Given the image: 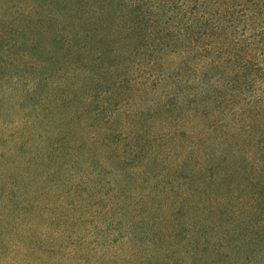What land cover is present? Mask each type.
Returning a JSON list of instances; mask_svg holds the SVG:
<instances>
[{
	"label": "trees",
	"instance_id": "1",
	"mask_svg": "<svg viewBox=\"0 0 264 264\" xmlns=\"http://www.w3.org/2000/svg\"><path fill=\"white\" fill-rule=\"evenodd\" d=\"M134 209L124 264H264V0H0V264H112Z\"/></svg>",
	"mask_w": 264,
	"mask_h": 264
},
{
	"label": "rangeland",
	"instance_id": "2",
	"mask_svg": "<svg viewBox=\"0 0 264 264\" xmlns=\"http://www.w3.org/2000/svg\"><path fill=\"white\" fill-rule=\"evenodd\" d=\"M149 186V184H148ZM139 218V213L134 209L132 211V216L127 218V217H121L120 219H116L114 224H113V230H110L109 228V233L111 236L113 234H116L115 237L113 238V242L111 244L107 243L106 241H104V245L107 246V248L109 246H111L112 253H115L116 255H113L112 257V264H124V256L125 255H121L120 253H131L133 251L136 250V248L134 249V246L131 244V241L127 240V234L125 233L122 237V233H119V230L121 228H123L124 226V231H129V234L131 232H134L135 235H137L139 237V235H141L144 230H145V226L147 223V220H138ZM138 220V221H137ZM135 224H138L139 227H137ZM96 225V220H95V224L94 221H88V222H76L74 227H73V232H79L78 236L75 237V243H79L80 246H83V244L87 241L83 239H86L85 237L87 235L90 234L91 231H94V226ZM99 226L101 225L98 224ZM67 228V227H66ZM122 232V231H121ZM69 233V232H68ZM68 233H66V235L64 237H66L68 235ZM53 235H55V232H53ZM146 235H144L145 237ZM175 238L177 240H179V243L176 246H180L181 242L183 241V234L178 232V234L175 235ZM109 241V239H107ZM170 243H172V239L171 238H166L164 244L162 246H156L154 244H148V242L144 239V241L140 242V246H141V250H142V255H146V254H160L162 249L165 248L166 246H168ZM66 246V245H65ZM95 243L94 240H92V244L90 245V247L95 248ZM185 246V245H183ZM73 247L71 245L66 246V248H64L62 250V252L64 250H71ZM122 248V249H121ZM177 253H179L177 251ZM80 255V254H78ZM129 258V255H126V259ZM225 263H223L222 261L216 262L215 264H227V258ZM67 264H69L68 262H66ZM136 264H139L138 262ZM171 264H199V263H193L191 258H185L183 259L182 257L176 258Z\"/></svg>",
	"mask_w": 264,
	"mask_h": 264
}]
</instances>
